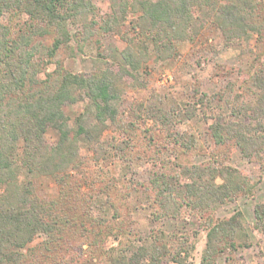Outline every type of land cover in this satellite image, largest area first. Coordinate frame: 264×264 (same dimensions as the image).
Here are the masks:
<instances>
[{
    "label": "trees",
    "instance_id": "trees-1",
    "mask_svg": "<svg viewBox=\"0 0 264 264\" xmlns=\"http://www.w3.org/2000/svg\"><path fill=\"white\" fill-rule=\"evenodd\" d=\"M131 4L140 12L131 24L133 29H138L139 38L127 43L121 54L123 65L72 74L54 60L69 41L67 20L84 21L95 13L90 1L0 0V18L4 13L15 15L20 21L22 14L27 16L22 23H15L13 29L4 26L0 19V264L181 262V247L178 244L175 249L171 248L173 239L162 241L155 235L148 242H142L132 238L126 221L120 219L122 199L114 195L107 173H99L91 183L83 180L87 185L104 183L102 192L87 197L67 171L77 169L80 137L92 150L97 145L104 154L106 149L98 137L108 124L121 126L124 101L119 83L130 79L150 60L164 61L177 56V43L195 38L204 25L201 16L207 9L216 11L213 23L225 45H248L254 36L256 48V65L237 89L242 96L231 98L229 95L226 110L218 109L211 115L209 137L218 148L217 155L230 145L264 169V0H133ZM127 6V0H120L122 14L109 19L108 24L112 22V25L104 28V32H118ZM47 36H51L49 46L32 43L35 37ZM50 63H54V70L39 80L38 74ZM205 100L210 105L206 95H201L198 104L204 105ZM78 101H87V104L71 129L62 107ZM88 114L90 121H85ZM149 114L157 121H169L160 106H155L154 113ZM47 129L57 132L54 143L44 140ZM174 141L178 143L179 139ZM124 148L129 149L127 156L138 152L129 146L119 150ZM182 174L189 183L180 185L179 179L172 177L160 180L154 173L144 185V191L169 216L176 217L183 208L189 214L208 213L204 221L205 247L199 264H216L219 253L248 247L247 232L238 212L227 219H213L209 212L239 194L251 195L255 184L228 167L215 170L191 166L183 169ZM41 175H48L59 184V195L54 200L36 197L28 178ZM21 176L26 179L20 181ZM218 178L221 183L215 182ZM127 183L135 188L139 185L131 180L123 184ZM170 204L172 213L166 208ZM95 207L111 211L109 219L95 217L92 211ZM253 212L254 230L264 231V203L255 205ZM115 231L121 240L115 248L104 249L106 238ZM37 236L42 242L28 248Z\"/></svg>",
    "mask_w": 264,
    "mask_h": 264
},
{
    "label": "rangeland",
    "instance_id": "rangeland-1",
    "mask_svg": "<svg viewBox=\"0 0 264 264\" xmlns=\"http://www.w3.org/2000/svg\"><path fill=\"white\" fill-rule=\"evenodd\" d=\"M89 1L95 7V13L84 21L67 20L69 41L62 46L54 60L62 63V67L72 74L92 73L123 65L121 54L127 43L139 38L138 29H133L131 25L140 14L137 6L135 8L131 4L133 0H127L125 19L118 32H104V28L112 25V22L108 24V20L113 16H121L120 0ZM216 15L214 9H207V13L201 16L204 25L195 38L177 43V56L164 61L150 60L134 72L130 79L119 83L124 101L121 126L108 124L98 137V142L106 149L104 154L100 153L97 145L92 150L80 137L75 163L77 169L67 171L87 197L102 192L104 183L97 181L87 185L83 184V180L91 183L90 180L95 179L99 173H107L108 181L114 187V195L122 199L120 219L126 221L127 231L132 238L148 242L149 238L158 235L162 241L165 238L173 239L170 242L171 248L175 249L178 244L181 247V262L167 264H199L206 241L204 221L209 216L203 212L189 214L184 208L177 212L176 217L169 216L163 206L152 203L149 193L144 191V185L154 173L160 180L161 177H172L174 180L179 179L180 185L189 183L182 171L191 166L215 170L228 167L246 175L250 183L255 184L251 195L239 194L209 213L213 219H227L238 212L249 243L248 247L219 253L216 264L264 263V231H255L253 228L254 206L264 203V169L259 163L244 158L239 149L230 145L217 155L218 148H215L207 130L212 122L211 115L217 113L218 109L226 110L225 102H229V95L231 98L242 96L237 90L239 83L247 78L252 66L256 65L255 37H252L248 45H225L221 32L213 23ZM20 17L22 21L15 15L4 13L0 19L4 26L13 29L15 23L20 24L27 18L24 14ZM91 22L95 26L90 27ZM50 41L51 36L35 37L32 43L49 46ZM54 68V63L47 64L38 74V79L44 80L45 73ZM201 95H206L210 105L206 104V100L204 105L198 104ZM86 104L87 101H78L63 105L62 111L68 118L69 128H75V119L83 113ZM155 106H160L165 111L169 121H157L149 116V113H154ZM89 117V114L85 115V121H90ZM57 138L55 130L47 129L44 140L48 144L54 143ZM174 138L179 139V142L176 143ZM125 146L132 147L133 151L137 149L138 152L127 156L128 148L119 150ZM25 179V176L19 178L20 181ZM28 180L32 182L36 197L41 200H54L59 195V184L48 175L30 177ZM128 180L140 186L135 188L130 183L123 184ZM215 182L221 183L222 180L218 178ZM114 195L112 193L113 197ZM155 195L157 196V191ZM152 198L155 199L154 193ZM166 208L172 213L171 204ZM92 211L95 217L101 216L104 219H109L112 214L111 211H101L98 207ZM114 224L117 222L114 221ZM116 234L115 231L106 238L104 249L117 246L121 236ZM42 240L39 236L35 237L28 248L37 246Z\"/></svg>",
    "mask_w": 264,
    "mask_h": 264
}]
</instances>
